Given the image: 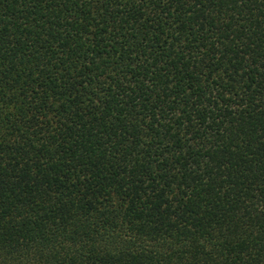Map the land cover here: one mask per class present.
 I'll return each mask as SVG.
<instances>
[{
  "label": "trees",
  "instance_id": "1",
  "mask_svg": "<svg viewBox=\"0 0 264 264\" xmlns=\"http://www.w3.org/2000/svg\"><path fill=\"white\" fill-rule=\"evenodd\" d=\"M0 264H264V0H0Z\"/></svg>",
  "mask_w": 264,
  "mask_h": 264
}]
</instances>
